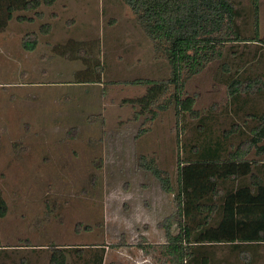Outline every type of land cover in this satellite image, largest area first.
<instances>
[{
    "label": "rangeland",
    "instance_id": "obj_1",
    "mask_svg": "<svg viewBox=\"0 0 264 264\" xmlns=\"http://www.w3.org/2000/svg\"><path fill=\"white\" fill-rule=\"evenodd\" d=\"M233 1L245 14L242 25L250 39L253 0ZM259 4L264 41V0ZM40 9L44 11L40 23L78 37L75 48H65L67 41L59 46L57 60L72 54L73 59L55 65L59 70L64 67L58 77L98 80L101 74L105 87L91 86L84 96L81 89H51L45 83L26 88L28 99L27 92L11 85L19 80L10 82L12 77L6 74L21 69L11 65L5 45L12 39L1 33L0 204L6 202L8 212L0 218V264H49L52 246L72 249V264L92 262L99 254L103 264H170L162 247L168 233H179L178 207L174 195L148 167H155L177 189L178 169L194 151L220 144L228 155L251 137L255 123L238 113L228 85L238 53L244 51V59L250 61L259 46L227 45L222 60L197 76H185L182 90L171 85L142 110L134 101L143 98L152 84L108 80L140 77L161 82L171 79L172 71L129 6L122 0H59L53 9ZM40 23L30 30H38ZM128 26L137 28L130 36L142 42L138 51L126 45ZM8 48L13 51V46ZM133 52H139V62L133 63ZM33 66L27 69L32 71ZM174 92L182 100L193 97L196 114L177 109ZM240 98L249 100L247 110L264 107L263 99ZM253 153L248 159L259 158L264 164V156ZM76 250L83 251L82 258ZM204 250L211 253L212 264H264V243L249 246L242 254L227 244Z\"/></svg>",
    "mask_w": 264,
    "mask_h": 264
},
{
    "label": "trees",
    "instance_id": "obj_2",
    "mask_svg": "<svg viewBox=\"0 0 264 264\" xmlns=\"http://www.w3.org/2000/svg\"><path fill=\"white\" fill-rule=\"evenodd\" d=\"M122 1L131 8L154 43L155 50L164 53L172 71V78L167 81L131 82L152 84L143 98L134 101L143 106L142 110L148 109L159 96L165 94L169 86L182 90L185 76L187 79L197 76L209 64L222 60L227 45L251 42L259 46L257 55L250 61L244 59V51L238 53L234 65L237 68L232 71L228 85L238 113H244L255 123L251 137L228 155L220 144L205 145L201 151H194L178 169L177 189L155 167L149 165L148 169L162 182L165 190L174 195L178 207L179 233H168V243L162 247L170 264H212L211 253L204 250V246L208 245L227 244L242 254L249 246L264 243V164L259 163V158L248 159L252 151L257 157L264 156V107L247 110L245 105L249 100L240 101L243 95L264 100V41L260 35L259 0H253V37L250 39L245 37L242 25L245 14L233 0ZM55 2L0 0V33L13 24L21 26L43 19L44 11L40 8H48ZM41 28L42 33H47L52 25L43 24ZM36 44L35 39L22 40L27 51L33 50ZM80 79L74 82H85ZM89 82L101 83L99 80ZM171 97L175 99L177 109L190 115L196 114L193 97L182 100L179 92H174ZM7 212L6 202L0 204V218H4ZM215 217L219 220L216 221ZM51 249L49 264H72L69 260L72 249L61 246H52ZM75 254L78 258L83 257V251L76 250ZM84 264H103V254L95 255L92 262Z\"/></svg>",
    "mask_w": 264,
    "mask_h": 264
},
{
    "label": "crops",
    "instance_id": "obj_3",
    "mask_svg": "<svg viewBox=\"0 0 264 264\" xmlns=\"http://www.w3.org/2000/svg\"><path fill=\"white\" fill-rule=\"evenodd\" d=\"M58 2H59V0H56V2L48 8H50V9L55 8V5ZM53 16L55 17L53 19L56 20L57 19L56 14ZM36 22L40 23L41 20L37 19ZM36 22H34L33 24H26V25L21 24V26L20 25H14L12 27H9L5 32H3L4 34H9V35H7V37H10L12 39V43L10 45H8V44H7V46L5 45V47L7 48V49L5 48L6 54H9L11 57V65L15 66L18 64V66H20L19 68L21 69L20 71H18V73H15V74L9 73L10 71H7V73H6L7 75L12 77V80H10V82L14 81V79H18L20 82L19 84H11V85H14L13 87L20 88V90H24L25 92H27L26 88H28V89L29 88H37V87H39L40 84L44 85L45 83H49L48 86H50V87H47V88H51V89H60V88L65 87V88H70L72 92H75L78 89H81V90H83L84 96H86L88 94L91 86H97V87H101V88L105 87V85L103 84L104 83L103 82V76L101 74H100V77H98V80L101 83H97V84L96 83H88L90 80L84 79L86 77H83L80 79L81 81H85L82 83L74 82L73 79L63 80V79L59 78L58 74L64 73V67L62 68V70H59V68L55 65L59 64L61 62V60L63 63L64 62L66 63L67 62L66 60L73 59L72 58L73 54H72L70 57H68L66 59L60 58V60H57V57L60 54L59 46H62L65 43V41H67V45L65 46V48L69 47V46L75 48L77 45L76 39L78 37H75V36H73L72 33H68V32L60 31V33H58L57 28H52L50 32L42 33L41 26L43 24H47V22L40 23L38 25V27H39L38 30H30L31 27L36 24ZM125 30H127V33H128L127 37L124 38L126 45H128L127 47L131 46L133 51L140 50L142 42L138 38L135 39V38H132L130 36L131 34L137 33V28H134L133 26H128L125 28ZM0 35H1V33H0ZM74 37H75V39H74ZM23 39H25V40L35 39L37 41L36 47L31 51L25 50L23 48V45H22ZM116 39L119 42L118 36H112V40L115 41ZM115 42H117V41H115ZM8 46H13V51L16 48L17 54L14 53L10 48H8ZM64 54H65V52H64ZM119 57L123 58L122 56H119ZM119 57H117V59ZM131 57H132L133 63H135V61H137V62L140 61L139 52H133ZM30 59H32V60L35 59V63H32V64L28 63ZM82 59H84V58H82ZM26 63H27V65H26ZM32 65H34L33 66L34 70L31 69L32 71H29V69H27V67L32 66ZM53 66H54V70H53ZM47 67H48V69H47ZM90 71H92V70L89 69L87 74H89ZM34 76H38V78H34ZM53 76H56V77H53ZM92 76H91V78H92ZM144 79L148 80L146 78H140V77L134 78L133 77V78H124V79L123 78L109 79L108 81H111V82H132V81L144 80ZM86 81H88V82H86ZM26 83H28V84H26ZM21 93H24V92H21ZM27 95H29L28 92H27ZM104 96H103V98L105 99L106 96L105 97ZM90 100H91V97L86 98V102L90 101ZM139 110H140V108H139Z\"/></svg>",
    "mask_w": 264,
    "mask_h": 264
}]
</instances>
